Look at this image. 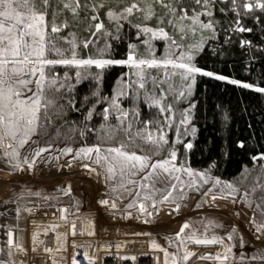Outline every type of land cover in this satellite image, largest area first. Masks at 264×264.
<instances>
[{
  "label": "snow or ice",
  "instance_id": "1",
  "mask_svg": "<svg viewBox=\"0 0 264 264\" xmlns=\"http://www.w3.org/2000/svg\"><path fill=\"white\" fill-rule=\"evenodd\" d=\"M166 11L164 16L160 17L158 23H163L165 20L168 25H172L175 30L180 34L177 42L175 39L169 37V33L164 27H150L148 24H136L135 27L139 30L136 35L140 36L141 32L147 36L149 33L152 37L157 35L164 37L166 40L171 39V44L166 45V51L160 57L152 55L148 58L140 57L137 46L135 44H128L127 57L122 59L108 58L103 55L107 52L109 45L99 49V55H88L87 57H80L77 51V44L75 41H71L70 56L67 55L69 50L56 46L54 40L49 39V33L46 31L48 26V20L46 17L51 10L52 24L51 32H59L60 27L67 26V21L61 25L56 23V10H53V5L50 0H0V147L4 148L3 156L9 157L7 161L9 164H13L12 171L20 169L24 164L28 166V169H32L34 163L37 162V157L41 153L46 151V148H51L52 144L48 143L46 147L38 146L33 149V155L31 159L27 156L23 158L21 162L19 149L22 148L30 138L35 135H47L48 124L51 123V116L49 115V108L55 107L57 114L64 115V108L68 107L75 110L77 107V100L72 95L74 91V85L69 72L64 73V82H59V77H49L47 66L64 65L74 66L75 68V83H80L81 80L91 79L95 81V86L85 95L79 103V109L84 115L85 121H90L93 115L96 114V105L103 103L102 115L104 121L109 120L110 114L115 112L118 120L117 125L110 126L102 124L101 131L108 128L106 135L107 139H113L118 131H124L128 133L132 129L131 120L128 121L127 128H123V124L127 118L131 115L132 119H140V107L138 102L143 99V103L147 104L149 108L155 107L157 113L155 117L143 120L142 123L146 126L154 125L153 128L139 129L136 131L135 136L141 140L146 141L151 145L147 149L148 152L153 155H159L165 148H168L169 155L164 159H156L152 161L149 168L151 157L147 154L140 155L136 151H126L127 144L121 143L118 146H109L106 153L102 155L101 145L93 144L91 146H85L75 149L76 156L72 158L74 162L76 157L83 156L88 157L95 152L96 164H100L102 160L111 161L108 163L107 172L108 178H111L115 174L116 165L119 166L120 176L123 178L120 186L123 183H134V181L127 179L128 176H135L138 170L148 168L145 172L143 179L150 180L158 173L156 170L162 169L164 173H167L170 177H174L175 181H180L181 178L177 173H186L189 177L199 176L200 180L204 184H208L212 181V187L203 193L204 197L209 196L213 192V189L217 185H221L220 177H211L208 169L197 172L190 166H185L186 162H178V149L176 143L179 142L181 136L187 135L189 129L193 136L196 134L195 125L190 124L192 120L191 110L196 107L195 101L189 99L192 96L193 88L195 87L198 77L214 78L218 81L229 82L232 85L241 86L245 89L255 90L256 92L264 94V86L256 83L247 82L241 79H235L229 75L222 74L221 72L214 70L210 67L202 66L197 62V56L204 48L206 42L209 39H215L217 32L224 34V43L231 44L233 37L237 33L243 34L245 32H251L253 29L248 28L243 23L246 17H252L261 24V30L264 31V0H155ZM222 14L221 19H217L214 15V11L217 9ZM94 13L91 16L92 21H97L99 17V10L105 7L103 0H99V3H93L90 6ZM65 9H70L74 16L78 15V11L81 8L80 0H76L75 6L65 0ZM134 10L144 11L145 20L150 19L154 15V3L148 2L144 8L141 9L135 0L130 5L120 8L119 11L114 10L112 7H108L106 15L110 21H115L119 24L120 20H127L129 14ZM187 21V23H186ZM95 29L101 30L104 28L102 21L95 22ZM119 32V28H117ZM105 35L109 33L106 31ZM95 36V32H93ZM197 36L199 37L197 39ZM119 39V36L116 37ZM238 43L241 47L252 48L253 42L244 38L242 35L237 37ZM187 40L185 45L183 41ZM143 43L148 46L150 52H154L155 49L150 42V39H144ZM84 47L87 48L89 40L83 41ZM172 48L179 49V55L175 56L172 53ZM186 48V50H184ZM54 52L60 58H49L47 53ZM219 55L223 56V49L219 50ZM113 65H127L129 66V79H118L116 86H114L111 95H102L100 92V81L103 79L104 72L107 68ZM92 66L96 71H91ZM163 68V75H152L151 69ZM123 75V74H122ZM134 77V79H133ZM179 77V86L175 84V78ZM35 83V91L32 90L29 85ZM149 81L152 87H148ZM166 85V87H165ZM67 90V95H64L62 90ZM52 91L55 94V100L48 99L46 92ZM26 93H30L26 94ZM171 94L173 102L187 101V107L179 109V122L175 123L174 116L177 111L176 104L173 102H166L168 95ZM127 97L130 102V108L125 109L121 104V99ZM61 100H66V104L59 103ZM86 109V111H84ZM43 110V116L41 111ZM227 119V116H225ZM44 121L43 125L40 123ZM184 125L183 133L180 132V126ZM175 127L177 131V141L169 142V138L165 132V128ZM147 131V135H145ZM81 135H84L81 130ZM129 141H133L134 137L128 136ZM37 143L38 141H33ZM233 145L242 149L251 151L247 148L246 141L244 139L235 138L232 141ZM194 144L192 140H187L183 143L184 155L193 149ZM74 149L66 146L63 149H59V154L67 155L72 153ZM143 151V149H142ZM228 153L225 152V155ZM264 158V152H259L253 155L252 160L257 158ZM51 159V154H49ZM82 168L89 169V164H82ZM95 172V169H91ZM91 174V173H89ZM99 175V174H98ZM193 183H197L195 179ZM143 187H149L148 184H143ZM175 182L171 185L175 188ZM181 188L184 187V183H180ZM191 187V184L189 185ZM264 189V185H255L252 189L254 193L256 188ZM71 191L69 187L67 189ZM197 191L200 189L197 188ZM115 191V186H113ZM154 191L156 189L154 188ZM237 188L231 182H224L219 193L212 196V201L215 202L216 196L219 195L222 199H227L236 196ZM38 194V193H37ZM171 195V189L169 190ZM146 199H151L152 204L155 205L157 201L148 193H144ZM184 198V194L181 195ZM167 200L168 196L161 198ZM260 201L256 205V210L264 214V193L256 197ZM243 201L249 207H251L252 193L245 192V195L233 199L232 203L236 204ZM208 202V201H205ZM101 205H108V199H101L99 201ZM133 205L129 203L127 207L131 208ZM112 208L116 207L115 202L111 204ZM219 207V206H217ZM176 208H180V204H176ZM19 213L20 209H16ZM31 211V209H26ZM63 211V210H61ZM139 211L145 213V205L140 203ZM156 211H159L157 208ZM131 215V213H128ZM146 215L151 216L152 213L148 212ZM239 215V213H237ZM248 223L251 227L255 228V232L259 235L256 236L257 240H264V222L257 223L255 211L252 217L249 218ZM209 225H213L214 221L209 220ZM74 227V226H73ZM188 227L186 221L180 228V231L175 233V236L180 241L177 245L176 252H169L167 248H163L161 244L157 243L155 239L150 241V247L152 249H159L164 253V264H185L189 261V258L193 256L194 252L186 246L185 241L195 242V244H223V254L219 251L214 257L205 253L203 258H214L216 261H220L221 264H229V254L232 252L233 245L226 244L222 237L218 235H212L210 238L207 236L200 237L196 234L195 230L192 234H187L181 237L185 228ZM207 230V228H206ZM236 232V226L233 225V230L226 235L229 241L234 239ZM90 235L92 233H89ZM8 245L11 247L14 244L12 239L13 233L8 231ZM168 242L174 243L171 236L167 237ZM33 242H36V235L33 234ZM240 246L243 248L246 243L243 234L240 235ZM75 248V241L72 242ZM64 245L61 244V247ZM15 247L24 251L20 244H15ZM121 245H117V248ZM35 250V248H34ZM44 252H53V249L45 247ZM182 250V254H181ZM11 256V251L8 252ZM124 259L125 257H121ZM135 260V256L129 257ZM85 259L91 262L96 260L95 256H89L85 251ZM239 259L243 262L245 259L251 262H258V264H264V248L259 250L256 254L245 257L240 255ZM159 260V258H157ZM0 264H7L6 261H0ZM52 264H58L53 259ZM72 264H80V262L73 256Z\"/></svg>",
  "mask_w": 264,
  "mask_h": 264
},
{
  "label": "trees",
  "instance_id": "2",
  "mask_svg": "<svg viewBox=\"0 0 264 264\" xmlns=\"http://www.w3.org/2000/svg\"><path fill=\"white\" fill-rule=\"evenodd\" d=\"M98 1L80 0L81 8L78 11V15L74 16L70 9L64 8L65 0H50L53 10L57 12V25H61L67 21V26L60 27L57 33H52L50 10L49 15L46 17L48 20L46 28V31L49 33L48 38L54 40L57 47L69 51L71 49L70 42L75 41L77 50H80V57L93 55L96 48L100 47L102 49L106 45H109L108 51L104 52L106 57L116 59L126 58L129 50L128 44H133L139 38H142V36L137 38L136 33L139 30L135 27V21H133L131 14H129L127 20H120L119 24L108 19L106 15L108 7L119 11L120 8L126 6L124 0H118L119 2L116 5H105L104 8L99 10L98 20L92 21L91 16L94 13L91 7H85V5L90 6L93 3H99ZM67 2L75 6L76 0H67ZM127 2L131 3L130 0ZM159 15L163 16V13ZM214 15L217 19L222 18L218 6L214 11ZM100 21L103 22L104 28L96 30L94 26L95 22ZM243 23L246 27L253 29V31L243 34L237 33L233 37L231 44H225L224 34L217 32L216 38L214 40L209 39L206 42L196 59L200 65L210 67L232 78L264 86V31L261 30V24L252 17H246ZM117 28H119V32H117ZM106 31L109 33L108 36L105 35ZM93 32H95V36H93ZM75 33L82 34L83 37L80 42H76L73 39L72 35H75ZM241 35L253 42L251 49L246 46H240L237 37ZM117 36H119V39H116ZM97 37L101 40L98 44L94 42ZM62 38L64 39L62 40ZM84 40H89L87 48L84 47ZM158 44L161 48L163 41H159ZM220 49L224 51L223 56L218 54ZM49 56L60 58L56 54H50ZM52 69L54 70L52 76L59 77L60 83L64 82V73L66 71L70 73L74 85L72 95L77 100V107L75 110L65 107L64 115L57 114V109L50 107L49 115L51 116V123L48 124L46 129L47 135H40V141L72 145H93L97 143H124L125 140L126 143L130 144L128 145L130 146L129 149H134V151L139 153L152 154L147 151L151 145L136 137L134 129L155 127L154 125L146 126L142 123L143 120L156 116L157 109L155 107L149 108L147 104L143 103V99L141 98L138 102L140 119H132L130 115L123 124V128L126 129L128 121L131 120L132 129L128 133L118 131V134L113 139H107L108 128L106 127L101 131L100 126L102 124L117 125L118 120L115 112H112L109 120L105 122L102 115L104 105L101 103L100 105H96V114L93 115L92 119L85 121L84 115L79 109L80 101L94 88L95 81L87 79L81 80L78 84L75 83V68L72 66L55 65ZM93 70H96L95 67H93ZM128 71L129 68L126 65H113L107 68L103 79L100 81L101 94L111 95L118 79H126ZM62 91L66 96L67 90ZM46 95L48 99H56L52 91H47ZM120 99L125 109L130 108L131 105L127 97ZM189 99H193L196 104V107L191 110L192 120L189 122L195 125L196 134L193 136L189 129L188 134L184 135L176 143L178 157L183 158L188 166L199 170L208 169L215 176L233 180L240 177L246 169L254 168L261 163L259 157L257 160H252L251 157L259 152H264V94L232 85L229 82L201 76L198 77L192 91V96ZM166 102H170V97L166 99ZM59 103L66 104L67 101L61 100ZM173 103L176 104L177 110L188 106L187 101ZM225 116H227V119H225ZM40 123L43 125L44 121L41 120ZM81 130H83L84 135H81ZM164 130L170 143L177 141V131L174 126L165 128ZM144 134L147 135V131ZM128 136L134 137V140L129 141ZM235 138L244 139L247 148L251 149V151L242 150L233 145L232 141ZM187 140H192L194 147L185 156L183 143ZM225 152L228 154L225 155ZM161 153V155H167L169 153L168 148H165Z\"/></svg>",
  "mask_w": 264,
  "mask_h": 264
},
{
  "label": "rangeland",
  "instance_id": "3",
  "mask_svg": "<svg viewBox=\"0 0 264 264\" xmlns=\"http://www.w3.org/2000/svg\"><path fill=\"white\" fill-rule=\"evenodd\" d=\"M129 0H124V4H131L133 0H130L131 3L127 2ZM99 2V1H98ZM118 0H103V3L105 5H111V4H117ZM135 2L140 5V8L143 9L145 4L148 2L154 3V15L148 19L145 20L144 18V11L142 10H134L131 15L133 17V21H135V24H148L150 27H164L165 30L169 33V37L171 39L177 40V42H181L179 40L180 34L175 30V28L172 25H168L166 20L163 23H158V20L161 15L160 13H163V16L165 14V9L159 4L156 3L155 0H135ZM167 2V0H165ZM187 23V21H186ZM142 36V38H139ZM137 36L139 38L135 43L138 49V53L140 57L148 58L152 55H155L157 57H160L164 54L166 51V45L171 44V39H165L162 36L157 35L156 37H152L149 33L147 36H145L142 32L141 35ZM73 39L76 40V42H80L82 39V34L72 35ZM144 37V38H143ZM199 37L197 36V39ZM64 38H62L63 40ZM144 39H150L151 44L153 45V48L155 49L154 52H150L148 50V46L143 43ZM100 38L95 39V43H100ZM159 41H163V44L161 45V48L158 44ZM183 43L186 45L188 43L187 40L183 41ZM69 49V47H68ZM99 49L100 47L96 48L93 55H99ZM186 50V48L184 49ZM78 53H80V50H77ZM179 49L172 48V53L175 56L179 55ZM68 55H70V51L67 52ZM55 54L54 52L49 51L47 55ZM105 55V53H103ZM127 57V56H126ZM49 58H53L50 57ZM127 66V65H126ZM48 71L47 75L49 77L52 76L54 73V70L52 69L53 66H47ZM74 67V66H72ZM93 67L91 68V71L93 70ZM129 68V66H127ZM96 71V70H95ZM130 71V69H129ZM129 71L127 73H129ZM152 75H163V68L161 69H151ZM55 76V75H54ZM53 77V76H52ZM126 79H129V76L127 75ZM125 79V80H126ZM134 79V77H133ZM175 84L178 87L179 86V77L175 78ZM29 87L32 88L33 91H35V83L29 85ZM148 87L151 88V82L149 81ZM166 87V85H165ZM29 94L30 93H26ZM170 97V102L172 101L171 94L168 95L167 99ZM183 108V107H182ZM181 108V109H182ZM179 111V110H177ZM175 113L174 119L175 123L179 122V112ZM43 115V112L41 111V116ZM133 127V126H132ZM184 125L180 126V132L183 133ZM137 131V129H134V133ZM177 135V132H176ZM184 136V135H183ZM181 136V138L183 137ZM177 138V137H176ZM180 138V139H181ZM33 141H38L37 143H33ZM48 143L52 144L51 148H46V151L41 153L39 157H37V162L34 163L37 169H39L40 166L43 164H51L56 162L57 160H63V161H69L72 160L73 157L76 156L75 149L85 147V146H91V145H72V144H59L54 142H47V141H40V135H33L30 140L19 149L20 152V158L21 162L23 163V158L27 156L29 159H31V156L33 155V149H36L38 146L46 147ZM120 143H104L99 144L101 145V153L102 155L106 153L109 146H118ZM127 145H130L125 142ZM98 144V143H97ZM66 146L72 147L74 151L72 153H68L67 155L59 154V149H63ZM130 146H128L125 150L126 151H134V149H129ZM4 148L0 147V261H6L7 264H14L15 255L18 253L20 249L15 247V244L13 246H8L6 243L7 238V230L13 229L15 231V237L16 232L18 229V232L23 231L19 230V226L22 225L24 218L26 217V209H28L29 206L40 204V201L38 202V198L36 197L38 191L40 192V189L38 190L37 187L40 188L39 180H31L33 178L29 177V179H26L24 175H21L19 173L16 174V170L12 171L13 164L7 163V161L10 159L9 157L3 156ZM49 154H51V159H49ZM137 154L144 155V153ZM146 154V153H145ZM152 155L147 154L151 157L150 164L152 161H155L156 159H164L169 155ZM261 163L258 164V166L246 169L244 173L241 174L240 177L235 178L233 180H229L226 178H221V185L224 182H231L233 183L236 188V196L227 198L230 199L231 202L233 199H237L243 195H245V192L252 193V200L253 203L251 207H249L247 204H245L243 201H240V203L243 204V206L247 210V221L246 225H243L241 222L239 223L237 218L238 215L236 214V204H233L228 209V212L224 215L226 216H217V205H211L209 202V198L211 199L213 195H216L220 191L221 185H217L215 189H213V192L209 194V196L204 197L203 193L206 192L209 188L212 187V181L210 180L208 184H204L199 176L195 177H189L186 173H177L176 175H179L181 180L175 181L174 177H170L167 173H164L162 169H157L156 172L158 175L153 177L150 180L143 179L145 176V172L148 171V168H145L143 170H138L135 176H128L127 179L134 181V183H123V186H120L122 177L120 176V169L119 166L116 165L115 167V174L108 178L109 174L107 172V166L108 163L111 161V157H109V160H102L100 164H96V156L95 152L90 154V156L85 157L83 154H81L80 157H76L75 160L79 161V166L83 163L85 164H94V165H100L105 170V179H106V186H107V194L114 195L117 197L118 201L120 202L119 210L111 211L110 214H116L117 211H121L120 215L124 216L125 212H137L139 213L138 216L140 218H144L143 222H141V228L148 229L149 226L151 227L152 233L160 235L162 238L164 237L166 244L168 247H170L169 252H176L177 251V245L179 244V240L175 236V233L178 232L180 224L183 221H188V227L185 228L184 233L181 234V237L192 234L195 230L196 234L200 237L207 236L211 237L212 235H218L222 237L224 240L227 241V244H232V252L229 254V264H235V263H251V261H248L245 259V261H241L239 259L240 255L243 254L245 257L251 256L256 254L259 250L264 248V240H257L256 236L259 234L255 232V228L251 227L248 223V220L250 217H252L253 212L255 211L256 221L257 223L264 222V214H262L260 211L256 210V205L260 203L256 197L260 196L262 193H264V189H261L259 187L256 188L255 192H252V189L255 185H264V158H260ZM113 164H115L114 161H111ZM178 162H185L183 158L178 157ZM24 164L23 166H25ZM185 166H188V164L185 163ZM192 168V167H191ZM22 168L19 169V172ZM197 172L203 171L199 169H195ZM6 173V175H3L2 173ZM211 177H218L213 174H211ZM197 181V183H193V180ZM81 180H86L85 178L81 177ZM175 182L176 186L175 188H172L171 185ZM184 183V187L181 188L180 183ZM148 184L149 187L145 188L142 185ZM191 184V187L189 185ZM76 188H78L80 191L84 192L83 186L81 184L74 183ZM113 186H115V191H113ZM154 188L156 191H154ZM199 188L200 190L197 191L196 189ZM85 189V188H84ZM171 189V195H169V190ZM37 191V192H35ZM144 193H148L151 195L157 203L155 205L152 204L151 199H146L144 196ZM41 194V193H39ZM38 194V195H39ZM184 194V198H181V195ZM95 197V194H93ZM84 196V195H80ZM89 196V195H88ZM168 196L167 200L162 201V197ZM90 197V196H89ZM37 198V199H36ZM216 198L222 199L219 195L216 196ZM64 199L59 200H65ZM70 200V199H69ZM50 201V199H48ZM57 201V200H56ZM72 202H75V200H71ZM138 202H143L145 205V213H141L139 211L140 206L138 205ZM129 203H132V207L129 208L127 205ZM176 204H180V208H176ZM41 205V204H40ZM217 207V208H214ZM19 208L20 211L17 213L16 209ZM159 209V211H156V209ZM171 210L170 214L167 210ZM230 210V211H229ZM151 212L152 215L148 216L146 213ZM112 216V215H111ZM117 216V214H116ZM114 217V216H113ZM119 217V216H117ZM122 218V217H120ZM79 220V219H78ZM214 221L213 225H209L208 221ZM115 222V220H113ZM237 222V223H236ZM132 224V223H129ZM137 225V224H136ZM233 225L236 226V232L234 234V239L232 241L228 240L227 233L233 230ZM125 226V225H124ZM207 228V230H206ZM80 229V228H79ZM111 231L113 230L110 229ZM243 234V237L246 241L243 248L240 246V235ZM171 236L174 243H169L167 237ZM130 241L124 249L127 248H134L138 249L139 246L135 245L136 247H133L132 244L135 242L138 244V240H128ZM194 242V241H193ZM187 243V241H185ZM19 244V242H18ZM190 249V248H189ZM193 250V249H192ZM11 251L12 255L9 256L8 252ZM194 254L192 257H194L199 252V248H195L193 250ZM207 252V251H205ZM205 252L199 253L198 257L196 258H189V261L185 262V264H221L220 261H216L214 258H203L200 259L199 257H203ZM211 253V251H208ZM182 254V250H181ZM212 254V253H211ZM158 261V260H157ZM157 264V262L155 261ZM160 263V262H159ZM258 263V262H255Z\"/></svg>",
  "mask_w": 264,
  "mask_h": 264
},
{
  "label": "crops",
  "instance_id": "4",
  "mask_svg": "<svg viewBox=\"0 0 264 264\" xmlns=\"http://www.w3.org/2000/svg\"><path fill=\"white\" fill-rule=\"evenodd\" d=\"M35 165L32 169H28V166L25 165L20 172L19 169L16 170V174L24 175L26 179H29V176L33 178L31 180H39L37 185L40 186L37 189H40L38 194H41L36 195L38 202L41 200L39 212L31 214L27 211L22 225L19 226V230L23 231L18 232L17 229L15 237V242H19L31 261L43 262V235L51 233L53 242L49 248L53 249V252H51L52 260L55 259L58 264H72L73 256H75L72 242L75 241V245H77L84 240L93 243L87 253L89 256H95L99 249L127 252L134 249L127 247L124 249L130 242L128 240H138V244L135 242L130 244L133 247L138 245L139 250L151 251L154 261L157 264H164L163 251L152 249L150 241L155 239L168 251L170 247L167 246L164 237L152 233L151 225L148 229L141 228V222L144 221L142 220L144 218H140L139 213L124 211V216H121V211H117L116 214L119 217L116 214L109 215L111 211L119 210L120 202L116 196L107 194L106 173L102 166L89 164L91 167L84 169L81 165L79 166L77 160H74V162L72 160H57L51 164H43L39 169ZM91 169L96 171L92 172ZM81 177L86 180H81ZM65 181L70 183L71 191L65 188ZM74 183L81 184L85 188H83L84 192L76 188ZM93 194H95V197ZM65 197H67L66 201L59 200ZM73 199L75 202L71 201ZM101 199H108L109 204L101 205L99 203ZM113 201L116 204L115 208L111 207ZM138 205L140 206V202H138ZM128 213H131V215H128ZM34 233L36 235L35 244L33 242ZM61 244L64 246L61 247ZM118 244L121 247L117 248ZM205 253L211 256L210 252ZM157 258H159L158 261ZM76 259L80 264H90L85 256ZM91 264H94V261Z\"/></svg>",
  "mask_w": 264,
  "mask_h": 264
},
{
  "label": "built area",
  "instance_id": "5",
  "mask_svg": "<svg viewBox=\"0 0 264 264\" xmlns=\"http://www.w3.org/2000/svg\"><path fill=\"white\" fill-rule=\"evenodd\" d=\"M28 209H31L29 213L35 214L38 213L40 209V205H32L29 206ZM53 242V235L51 233H45L43 235V245L45 247H50ZM93 245L92 242L84 240L82 243L75 245L74 254L75 257L80 259L85 256V251L90 249ZM135 256L136 259L132 260L129 257ZM96 260L94 264H156L153 258V253L151 251H143V250H135L130 249L127 252L121 251H111L99 249L95 253ZM121 257H125L122 259ZM14 264H52V253L44 252V260L42 263H36L35 261H31L28 254L25 251L19 250L15 255Z\"/></svg>",
  "mask_w": 264,
  "mask_h": 264
},
{
  "label": "bare ground",
  "instance_id": "6",
  "mask_svg": "<svg viewBox=\"0 0 264 264\" xmlns=\"http://www.w3.org/2000/svg\"><path fill=\"white\" fill-rule=\"evenodd\" d=\"M3 175H6V173H2ZM211 205H217L219 206L218 208L217 207H214V208H217V213L218 215L217 216H226L224 214H226L228 212V209L230 208V206L232 205V202L230 199H220L219 198H216L215 202L212 201V198L210 199L209 198V201H208ZM236 214L239 213L238 215V222L242 223L243 225H246V221H247V210L246 208L243 206L242 203H237V206H236ZM168 213L170 214V211L171 210H167ZM230 211V210H229ZM226 212V213H225ZM188 222V221H187ZM237 223V222H236ZM181 225V224H180ZM224 240V239H223ZM224 242L227 244V241L224 240ZM186 246L190 249H195V248H199V252L198 254H196L194 257H192L193 259L198 257L199 253L201 252H205V251H211V256L214 257L215 254L219 251L221 254H223V248H224V245L223 244H195V242H187L186 243ZM235 264H254V262H251V263H235ZM255 264H258V263H255Z\"/></svg>",
  "mask_w": 264,
  "mask_h": 264
},
{
  "label": "water",
  "instance_id": "7",
  "mask_svg": "<svg viewBox=\"0 0 264 264\" xmlns=\"http://www.w3.org/2000/svg\"><path fill=\"white\" fill-rule=\"evenodd\" d=\"M69 187H70V183H69L68 181H65V188L68 189ZM185 222H186V221H183V222L181 223V225H180L178 231H180L181 226H182ZM9 230H11L12 233H13V237H12V239H13L14 244H15V231H14L13 229H9ZM9 230H7V234H8V231H9ZM6 243H7V245H8V235H7V238H6ZM14 244H13V245H14ZM13 245H12V246H13ZM8 246H9V245H8ZM209 255H210V254H209Z\"/></svg>",
  "mask_w": 264,
  "mask_h": 264
}]
</instances>
